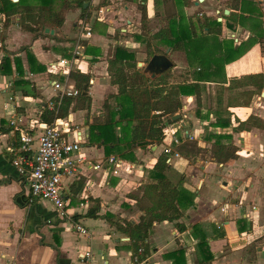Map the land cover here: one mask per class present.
<instances>
[{"label": "crops", "instance_id": "0c3cea01", "mask_svg": "<svg viewBox=\"0 0 264 264\" xmlns=\"http://www.w3.org/2000/svg\"><path fill=\"white\" fill-rule=\"evenodd\" d=\"M62 2L54 0L50 9L60 10ZM143 3L89 0L86 13L77 5L65 9L60 25H48L53 19L40 18L36 10L35 18L23 22L35 26L38 20L35 31L24 27L19 15L0 14V264H264V2L197 0L185 8L188 15L202 11L217 19L236 11L238 21L229 27L223 17L221 34L213 36L219 48L234 38V45H243L244 51L236 60L220 62L217 77L211 78L216 81H200L199 105L195 95L182 96L181 117L166 124L162 142L135 144V161L124 159L136 165L132 172L122 168L117 172L107 161L115 154L106 155L102 144L90 143V124L104 113L106 98L118 92L108 72L116 46L140 45L136 34L141 30ZM145 3L150 20L159 16L160 7L164 11L155 0ZM101 8L103 20L97 19ZM87 14L89 19L83 18ZM83 20L92 26L89 37L82 36ZM78 44L84 57L74 56ZM223 54L222 48L216 52L218 58ZM6 57L9 63L2 66ZM61 58L69 61L71 71L90 76L91 97L90 108L75 102L69 116L72 139L75 131L82 136L80 157L85 161L80 175L67 181L69 215L63 218L51 202L32 196L27 174L14 165L8 150L19 143L20 129L36 130L44 108L51 109L49 101L58 94L52 81L62 77L50 71L49 64ZM185 60L184 76L180 81L171 78V83L193 81L201 70L190 66L187 56ZM214 133L230 136L223 137V143L238 147L233 162L213 157ZM194 142L200 149L192 152L187 148ZM167 147L173 148L167 175L195 203L183 200L178 221L185 230L178 229L176 221L155 222L148 238L151 253L136 261L130 237L114 223L140 221L143 212L129 195H142L143 186L153 181L152 166ZM96 204L98 216H86ZM77 224L88 233H80ZM86 252L90 256L82 258Z\"/></svg>", "mask_w": 264, "mask_h": 264}, {"label": "trees", "instance_id": "16d2710c", "mask_svg": "<svg viewBox=\"0 0 264 264\" xmlns=\"http://www.w3.org/2000/svg\"><path fill=\"white\" fill-rule=\"evenodd\" d=\"M26 1L0 0V14H5L6 18L19 15L23 26L35 31L39 29L36 24L38 20L35 26H27L23 22L29 17L35 18L36 10L40 18L44 16L48 21L53 19V23L48 25H60L64 21L65 9L73 5L81 7L83 13L89 9V6H85L89 0H63L58 11L50 9L54 0H36L39 3L35 6L26 4ZM143 1L144 3L140 5L141 30L136 34V40L140 45L146 46L147 60L154 54L164 53L170 48L171 53L185 52L189 65L200 67L201 70L196 72L193 81L171 83L170 71L152 79L143 73L142 67H138L134 49L124 45L116 46L113 57L109 59L108 72L110 82L118 86V92L106 98L103 105L104 113L90 124V143L102 144L106 155L115 154L116 157L131 161L136 159L135 144L140 142L142 145H148L165 139L166 124L179 121L172 120V116L183 109L182 96L195 95L199 105L200 81L204 78L216 81L211 78L217 77L220 62L236 60L244 51L243 45L235 46L234 38H231V41L223 42L220 47L224 52L223 56L219 58L216 56L220 44L213 35L221 34L223 23L217 18L199 12L188 15L185 8L197 0H155L157 6L164 7L166 17L164 25L156 30L147 27L150 19L145 3L147 0ZM158 15L157 11L156 16ZM223 17L227 20L226 25L230 27L238 21L239 14L232 11L228 15L223 14ZM83 18L89 19V14ZM6 63H9L7 57L4 58L2 66ZM71 77L76 81L80 94L77 97H65L58 106V112L45 107L41 116L42 121L51 124L58 117L69 119L71 111L76 106L75 102L81 101L84 108H90L91 97L87 93L90 76L80 70H74L71 71ZM114 113L118 115L117 119H114ZM212 136L216 138L212 148L215 160L221 163L233 162L238 156V147L222 141L223 137L230 136L217 133ZM187 149L195 152L200 148L194 142L190 143ZM166 159L167 156L163 152L152 166L150 176L153 181L143 186L141 196L129 195L136 200L143 212L140 221L136 223L126 221V225L121 224L120 220L114 223L118 230L130 237L131 247L138 256L136 261L146 259L151 253L148 238L155 222L176 221L178 229L185 230V225L178 221L183 215L181 211L183 200L189 201L190 205L195 203L194 197L185 195L167 175L169 165ZM98 209L99 205L96 204L88 210L86 216L97 217Z\"/></svg>", "mask_w": 264, "mask_h": 264}, {"label": "built area", "instance_id": "2783aa9c", "mask_svg": "<svg viewBox=\"0 0 264 264\" xmlns=\"http://www.w3.org/2000/svg\"><path fill=\"white\" fill-rule=\"evenodd\" d=\"M264 2V0H261ZM104 9H99L97 19H104ZM217 15H220L218 10ZM82 36L89 37L92 33V26L87 20L79 23ZM83 46L78 44L74 51V56H85L82 51ZM49 70L57 73L62 79L52 81V86L58 94L55 99L49 101V107L58 112L59 105L65 97H77L80 90L72 85V77L69 61L61 58L49 64ZM92 82V81H91ZM11 124H17L11 120ZM74 129L68 118L58 117L53 123L44 121L37 122V129H20L19 143L10 146L8 150L13 155V163L18 166L20 172L27 174L26 179L29 182L30 191L33 197L44 199L53 204L60 217L69 215L70 198L66 190L67 181L73 180L80 175L85 159L80 157L82 148V136L77 135L72 139ZM178 143V139H174ZM167 164H172L173 148L167 147L165 150ZM175 156H179L174 151ZM107 161L114 164L117 172L119 169L132 172L135 164L127 162L124 159L110 156ZM100 164H96L94 169H98ZM80 233L87 234L88 231L80 224L76 225ZM90 256V252L82 253L81 257Z\"/></svg>", "mask_w": 264, "mask_h": 264}, {"label": "rangeland", "instance_id": "374dc122", "mask_svg": "<svg viewBox=\"0 0 264 264\" xmlns=\"http://www.w3.org/2000/svg\"><path fill=\"white\" fill-rule=\"evenodd\" d=\"M159 13L160 14H159V16L157 18L151 19L150 22L147 24L148 28L156 29V28H159V27L164 25V23H165L164 19L166 17H165V14H164V11H163L162 7L159 8ZM199 13H202V11H199ZM220 18H223L222 15L220 16ZM132 39H135V38L133 37ZM136 47L135 48L132 47V49H134L136 51L137 60H138V67H139V63H143L144 64L143 66H140V67H142V70H143L144 66L147 64V62L149 61V59L151 57L148 58V60H147V48H146V46L144 44L138 45ZM208 47H209V45H208ZM169 56L171 57V59L175 63V66L172 69L169 70L171 72V76H172L171 78H173V79H175L177 81H180L181 77L183 75V72L185 71V69L181 68V66L182 65H187L186 64V60H185L186 53L185 52H179V51L171 53L169 51ZM184 80H186V79H184ZM254 255H256V253ZM253 262H254L253 264H258L257 261H253Z\"/></svg>", "mask_w": 264, "mask_h": 264}, {"label": "water", "instance_id": "95a60500", "mask_svg": "<svg viewBox=\"0 0 264 264\" xmlns=\"http://www.w3.org/2000/svg\"><path fill=\"white\" fill-rule=\"evenodd\" d=\"M85 6H87V4H85ZM226 12H228V10ZM218 20L221 21L222 18H219ZM169 51L170 48H168L165 53L154 54L149 59L147 64L144 66L143 73L148 77L155 79L161 76L162 74H164L165 72L169 71L170 69H172L175 66V63L169 56ZM143 65H144L143 63H139V67ZM84 93H86V91ZM180 117H181L180 113H176L175 115L172 116V119L177 120Z\"/></svg>", "mask_w": 264, "mask_h": 264}]
</instances>
